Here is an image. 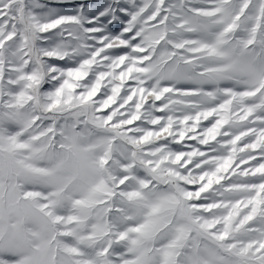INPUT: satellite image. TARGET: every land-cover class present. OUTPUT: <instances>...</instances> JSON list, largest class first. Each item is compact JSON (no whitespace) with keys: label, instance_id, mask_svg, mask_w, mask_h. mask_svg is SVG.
I'll list each match as a JSON object with an SVG mask.
<instances>
[{"label":"snow or ice","instance_id":"1","mask_svg":"<svg viewBox=\"0 0 264 264\" xmlns=\"http://www.w3.org/2000/svg\"><path fill=\"white\" fill-rule=\"evenodd\" d=\"M0 264H264V0H0Z\"/></svg>","mask_w":264,"mask_h":264}]
</instances>
